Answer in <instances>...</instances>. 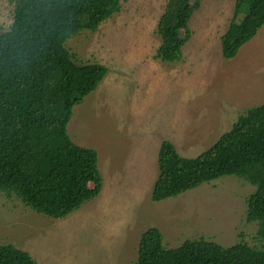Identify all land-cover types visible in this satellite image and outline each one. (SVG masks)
<instances>
[{"label": "rangeland", "instance_id": "obj_1", "mask_svg": "<svg viewBox=\"0 0 264 264\" xmlns=\"http://www.w3.org/2000/svg\"><path fill=\"white\" fill-rule=\"evenodd\" d=\"M236 0H201L188 23L179 62L154 55L167 0H121V10L94 32L70 37L78 64L107 72L75 105L71 140L94 149L103 180L99 195L74 213L53 219L0 194V244L28 252L37 264H135L140 235L157 227L166 248L203 238L222 246L259 247L257 223L248 222L255 187L237 176L204 183L177 197L151 200L157 154L170 141L192 158L209 148L247 109L264 104V26L232 59L222 56ZM13 3L0 0V32Z\"/></svg>", "mask_w": 264, "mask_h": 264}, {"label": "trees", "instance_id": "obj_2", "mask_svg": "<svg viewBox=\"0 0 264 264\" xmlns=\"http://www.w3.org/2000/svg\"><path fill=\"white\" fill-rule=\"evenodd\" d=\"M13 19L0 32V194L53 219L77 211L101 192L103 180L94 149L75 144L67 132L72 109L92 93L107 69L78 64L66 41L94 32L121 10V0H10ZM201 0H167L156 33L154 55L179 62L188 40L189 20ZM264 26V0H236L222 56L240 47ZM158 175L151 200L177 197L224 176H237L255 187L247 197L248 222L257 223L259 247L240 241L222 246L203 238L166 248L157 227L139 238L135 264H264V104L239 115L228 131L199 155L178 154L161 142ZM0 264H37L12 244H0Z\"/></svg>", "mask_w": 264, "mask_h": 264}]
</instances>
